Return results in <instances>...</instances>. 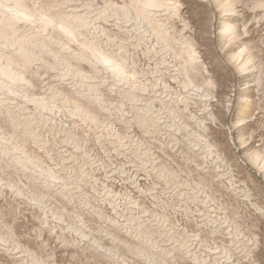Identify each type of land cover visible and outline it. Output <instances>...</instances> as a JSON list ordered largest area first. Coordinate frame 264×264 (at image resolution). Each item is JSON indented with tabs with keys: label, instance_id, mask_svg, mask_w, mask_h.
<instances>
[{
	"label": "rangeland",
	"instance_id": "1",
	"mask_svg": "<svg viewBox=\"0 0 264 264\" xmlns=\"http://www.w3.org/2000/svg\"><path fill=\"white\" fill-rule=\"evenodd\" d=\"M14 1L0 264H264V0Z\"/></svg>",
	"mask_w": 264,
	"mask_h": 264
},
{
	"label": "bare ground",
	"instance_id": "2",
	"mask_svg": "<svg viewBox=\"0 0 264 264\" xmlns=\"http://www.w3.org/2000/svg\"><path fill=\"white\" fill-rule=\"evenodd\" d=\"M138 3H140V9L138 12L135 13V16L137 18H146L149 26L152 28V30H154L158 36H161V27L159 25V23H156V22H152L151 19H150V11L149 9H157V8H160L161 6L165 5L163 3V0H137ZM166 3V2H165ZM169 3V2H168ZM174 3V2H173ZM0 5L2 6V3H0ZM168 5V4H167ZM166 5V6H167ZM173 4H170V6H172ZM4 6V5H3ZM138 6V5H137ZM11 7V10L10 12L8 11V14L7 15V20L9 22H13L15 21L16 19L18 18H21V19H24V20H29L32 16H36L38 17V19L40 20V22L44 23L45 26L46 25H57L58 28L65 32V33H68V34H73V26L71 25H68L67 23H64L62 21H58L57 19H54L48 15H46L45 13L43 12H40V11H36L37 13L34 14L33 11H31L29 8L25 7L24 5H22L18 0H15L13 2V5L10 6ZM172 8H175L172 6ZM2 9V8H1ZM0 9V13L2 12L3 13V9L1 10ZM8 9V8H6ZM124 10V9H123ZM6 11V10H4ZM42 11V10H41ZM1 13V14H2ZM126 13H128V10L126 11ZM0 14V15H1ZM153 15V14H152ZM3 17L6 16V13H3L2 15ZM1 17V16H0ZM145 20V19H144ZM79 21V20H78ZM81 21V20H80ZM158 22V21H157ZM78 24V23H77ZM80 24V23H79ZM53 25V26H54ZM142 26V25H141ZM164 30V29H163ZM54 34V33H53ZM165 34V33H164ZM91 48V47H90ZM89 49V48H88ZM19 51L20 53H22L23 56H25V58H29V51H25L23 48L19 47ZM92 52V51H91ZM93 53L94 55L102 61V63H106L108 66H110L118 75H122L123 74V67L120 63H116L114 60L112 59H109V57H106V55H102V54H98L97 53V50H93ZM111 55V54H110ZM0 73L3 74V75H6L8 76L10 79L12 80H15L18 78V76L16 74H14L13 72H11L10 68L6 65V66H2L0 65ZM2 83V82H1ZM4 88V87H3Z\"/></svg>",
	"mask_w": 264,
	"mask_h": 264
}]
</instances>
